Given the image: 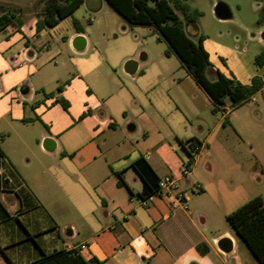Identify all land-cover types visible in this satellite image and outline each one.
Wrapping results in <instances>:
<instances>
[{"label": "crops", "instance_id": "1", "mask_svg": "<svg viewBox=\"0 0 264 264\" xmlns=\"http://www.w3.org/2000/svg\"><path fill=\"white\" fill-rule=\"evenodd\" d=\"M87 2L52 28L37 32L32 16L0 32L6 51L22 54L14 83L0 87V264H30L56 251H74L98 264H259L228 224L215 228L216 217L225 220L242 204L226 210L231 200L212 189L210 162L203 164L206 177L195 174L198 159L187 178L180 169L192 138L201 143L197 154L206 148L227 156V145L214 136L227 123L256 159L263 157L264 94L259 91L256 107L237 119L238 107L231 109L229 100L227 112L211 111L208 96L174 54L173 65L149 63L143 54L136 71L125 72L137 52L100 46L88 27L105 17L98 31L104 38L114 21L122 29L129 24L107 3ZM105 5L110 11L102 16ZM78 36L85 42L81 49L72 44ZM202 45L210 75L219 72L242 85L256 77L264 88L255 51L228 48L208 36ZM57 55L54 68L50 62ZM251 129L260 145L250 142ZM47 139L51 150L43 146ZM138 158L158 178L178 179L187 211L172 210L166 198L138 203L143 183L132 167ZM219 160L229 175L244 178L238 161ZM221 239L230 242L229 252L219 249Z\"/></svg>", "mask_w": 264, "mask_h": 264}, {"label": "rangeland", "instance_id": "2", "mask_svg": "<svg viewBox=\"0 0 264 264\" xmlns=\"http://www.w3.org/2000/svg\"><path fill=\"white\" fill-rule=\"evenodd\" d=\"M35 3H37V0H0V14L6 13L9 15L12 13L14 17L27 21L30 17H35L40 12L41 5H36ZM87 3L107 2L104 0H88ZM217 3H222L228 8L230 15L227 19H219L214 15L213 10ZM186 4L191 10H197L201 13L194 22L195 28L188 22H184L185 32L192 40L196 41L198 35L202 34L203 36H208L213 41L220 42L228 48H235L240 51L246 50L247 52L255 51L257 54L264 53V39L261 37L264 34V21L258 22L261 17V7L264 6V0H187ZM106 11L110 10L105 5L102 8V16L105 15ZM174 11L179 18L184 20L179 10L174 9ZM93 21L92 26L88 27L90 38L98 39L100 46H129L133 52H137V60L134 58L131 60L140 63L146 60L141 58L143 54L147 55L146 61L149 63L156 60H162L172 65L173 63H177L175 56L167 57L164 55L166 44L159 39L158 34L149 26H125L122 29L121 25L114 21L109 31L110 33L102 38L98 36V31L104 26L106 18L102 17L98 23L95 19ZM14 25L18 27L17 20H14ZM10 29L11 26H8L5 28V31L8 32ZM1 35L2 33H0V37ZM2 42L0 41V87L5 90L14 83L13 79L17 75V68L21 62L22 54L19 53L18 55L15 51H6L4 42ZM50 47L53 51L56 50V44L52 41H50ZM10 57L15 60H12ZM59 60L60 57L57 55L50 62V65L56 68L55 64L59 65ZM15 91L18 92V88ZM261 95L259 93L255 95L256 101ZM256 101L252 102L248 100L239 106L234 111L236 118L238 119L249 110H253L257 105ZM225 119L227 120L228 117ZM258 125H256L257 130L259 128ZM261 131L264 134V115H262ZM249 135L251 143H255V145L257 143L261 144L260 138H253L252 129ZM214 136L227 145V156L218 155L206 148L198 154L195 153L192 158L198 159L195 166V174H198L200 177H206V174L203 172V164H205V160L210 162L213 166V183L211 187L213 190H219L224 198L228 197L231 200L226 205V210L228 211L234 210L237 206L244 204L254 196H260L264 201V154L263 157L256 159L248 148V145L241 142L237 131L228 125V123L225 124L224 129L221 128ZM262 138H264V135ZM181 155L182 159H187L183 150ZM219 159L238 161L241 165L240 170L244 174V178L238 181L235 175H229ZM214 225L216 226L215 228L228 227L227 222L222 217H216Z\"/></svg>", "mask_w": 264, "mask_h": 264}, {"label": "trees", "instance_id": "3", "mask_svg": "<svg viewBox=\"0 0 264 264\" xmlns=\"http://www.w3.org/2000/svg\"><path fill=\"white\" fill-rule=\"evenodd\" d=\"M107 4L118 13L129 26H149L166 44L165 56L174 54L181 65L187 70L199 88H201L212 104L213 113L222 112L226 100L230 101L231 109L241 106L249 97L259 91L262 82L254 77L249 85H242L229 79L219 72L210 75L208 54L204 50L202 41L204 36L199 34L197 40H192L185 32V21L194 27V22L201 15L197 10H191L186 4L187 0H105ZM84 0H37L41 5L39 14H36L35 29L39 32L44 27L52 28L62 19L72 15ZM179 10L182 20L175 13ZM12 13L0 14V32L9 25H14ZM264 21V6L261 7V17L258 22ZM187 24V23H186ZM77 32L82 29L73 19ZM195 28V27H194ZM255 62L264 66V53L255 56ZM213 76V79L210 77ZM61 88L57 89V93ZM50 96V95H47ZM64 108L67 104L61 98L55 99ZM201 143L192 138L186 142L187 161L192 162L193 154L200 149ZM132 167L141 178L143 192L140 196L152 193L158 182V177L151 166L143 159L138 158ZM225 220L235 234L249 249L259 264H264V203L260 196H254L247 202L225 216ZM30 264H98L95 259L85 260L74 251H56Z\"/></svg>", "mask_w": 264, "mask_h": 264}, {"label": "built area", "instance_id": "4", "mask_svg": "<svg viewBox=\"0 0 264 264\" xmlns=\"http://www.w3.org/2000/svg\"><path fill=\"white\" fill-rule=\"evenodd\" d=\"M259 91H261L264 94V88H261ZM257 91L253 95L249 97L248 100L254 102L256 101L255 95L259 93ZM222 113L227 112V107L222 108ZM191 173V163L186 161L183 162L180 169V177L181 178H187L189 174ZM196 188V191L200 189L199 184L194 185ZM156 198H166L170 200V208L172 210L182 209L184 211L188 210V204H187V196L186 193L178 188V179L165 175L163 177H160L157 182L156 189L147 195L144 196H138V203L147 206L150 203L153 202Z\"/></svg>", "mask_w": 264, "mask_h": 264}, {"label": "water", "instance_id": "5", "mask_svg": "<svg viewBox=\"0 0 264 264\" xmlns=\"http://www.w3.org/2000/svg\"><path fill=\"white\" fill-rule=\"evenodd\" d=\"M213 12H214V15L219 19H227L230 15L228 8L222 3H217L214 6ZM261 37L262 39H264V34H262ZM72 44L75 49H81L83 48L85 42L81 36H78L74 39ZM141 58L144 59L145 57L142 56ZM136 68H137V63L134 60H128L124 64V70L127 73H134L136 71ZM43 146L45 149L51 150L54 147V143L52 140L47 139L45 140ZM217 245L219 249L222 250L223 252H229L231 249V244L227 239H221Z\"/></svg>", "mask_w": 264, "mask_h": 264}]
</instances>
